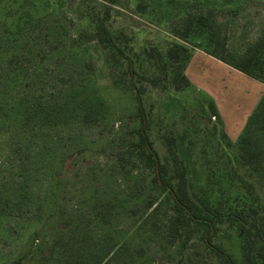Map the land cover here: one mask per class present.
I'll use <instances>...</instances> for the list:
<instances>
[{
  "label": "trees",
  "instance_id": "obj_1",
  "mask_svg": "<svg viewBox=\"0 0 264 264\" xmlns=\"http://www.w3.org/2000/svg\"><path fill=\"white\" fill-rule=\"evenodd\" d=\"M46 1L45 8L50 5L49 0ZM88 1L94 0H79V5ZM95 1L100 12L93 25L76 31L66 49L83 51L87 43L101 62L100 73H110L109 80L98 81L95 75L87 83L76 85L65 103L78 101L81 104L75 114L61 105L56 109L57 120L75 118L88 123L124 114L133 115L136 124L120 131L116 141L102 138L106 144L110 139L112 150L115 145L114 161L121 168L119 173L125 172L115 177L116 188L110 191L103 185L97 192L99 198L95 207L98 208L72 215L71 209L59 201L65 182L62 170L50 176L41 202L28 186L30 178L39 172L38 162L32 160L37 152L27 154L29 133L49 117L46 102L35 94L43 58L39 40L42 37L50 42L60 31L54 20L44 23V15L35 16L33 9L37 0H0V80L7 86L0 94L8 95L10 89L21 92L16 103L19 112L11 122L13 108L0 104V121L5 126H16L21 136L15 145L17 158L14 163L5 164L10 169L12 182L2 184L3 180L0 181V214L16 219L38 212L28 221L40 222L25 243L24 251L11 264H144L143 253L155 237L154 229L159 228H163L169 243L180 242V252L188 246L187 240L198 234L204 249L217 264H236L229 249L213 239L222 225L235 232L242 264H264V93L236 145L224 131L214 102H208L207 117L203 114L198 117L192 111L195 104L188 100L181 103L178 98L191 90L186 68L192 48L185 44L187 39L206 33V53L264 83V32L243 52L235 53L229 50L226 38L217 29L213 10L198 14L187 12L174 27H167L165 34L154 28L165 42L146 44L139 49L135 46L134 33L111 26L118 0ZM52 13L46 12V18ZM109 88L115 91L105 97ZM149 88L159 89L170 98L159 102L164 109L172 105L171 110L176 114L180 103L197 117L191 130L185 126L179 129L176 122L160 128L164 131L163 155L153 138L157 124L152 116L154 102L147 96ZM23 90L33 95H26ZM106 102L111 104L110 108L105 106ZM31 123L35 124L31 126ZM206 134L212 136L211 151L201 142ZM196 147L202 148L203 166L207 170L205 184L201 186H197V176L187 164L186 154H191ZM233 147L235 154L231 151ZM88 148L85 142L74 144L69 155L77 157ZM99 150L102 148H94L93 153ZM67 157L62 158L63 163ZM39 159L42 163L50 161L47 156ZM83 173L80 167L74 171V176L80 179ZM88 173L95 177L96 183L106 179V175L99 180L94 172ZM119 178L128 182L126 186L119 183ZM138 179L142 181L140 186ZM126 187L130 189L128 194H125ZM78 195L77 204L71 206L78 205L81 209L84 200ZM133 196L139 199L141 217L127 228L134 229L132 234L125 229L120 236H108L106 229L117 225L126 207L133 204ZM163 204L167 209L161 213ZM34 206L36 210L32 211ZM57 221H62L61 228L54 226ZM132 240L135 248H132ZM120 253L127 254L125 260H121ZM190 257L188 255L187 259Z\"/></svg>",
  "mask_w": 264,
  "mask_h": 264
},
{
  "label": "rangeland",
  "instance_id": "obj_2",
  "mask_svg": "<svg viewBox=\"0 0 264 264\" xmlns=\"http://www.w3.org/2000/svg\"><path fill=\"white\" fill-rule=\"evenodd\" d=\"M37 2L33 9L35 16L44 15L46 18V12H54L52 16L48 15L49 17L44 18V23L46 21L50 23L51 19L54 20L53 23L57 25L60 34L51 37L50 42L44 41L45 39L42 37L39 40L43 58L39 68L40 78L35 85L38 90L35 94L46 102L44 106L48 110L49 117L44 123L37 124L34 132L29 133L31 140L28 144L27 154L35 155L37 152V157H32V160L38 162L39 172L30 178L28 186L38 202H41L49 187L50 176L56 171L62 170L64 172L62 180L65 182L59 192V201L63 206L71 209L69 210L70 214L76 215L81 210L98 208L95 207L98 203L97 198H99L97 192L103 185L107 186L110 191L116 188L115 177H120L122 173H119L121 168L114 161L115 145L112 150L110 139L116 141L119 132L133 128L136 120L133 115L124 114L122 117H109L88 123L78 122L75 118L57 120L58 111L56 109L61 105L67 108V112L75 114L81 104L78 101L70 104L65 103L69 100V95L76 85L87 83L95 75H98V81L109 80L110 73L108 71L105 74L100 73L101 62L87 43L83 45V51L73 48L66 49L76 31L93 25L100 12V6L95 0L88 1L83 5H79V0H49L50 5L46 8V0H37ZM115 6L117 9L113 11L114 17L111 20V26L134 33L135 46L139 49L146 44L160 45L161 42H165L154 28H159L165 34L166 28L174 27L175 23L187 12L198 14L213 10V19L217 29L226 38L229 50L235 53L243 52L247 45L256 41L264 32V0H118ZM0 18H2L1 14ZM48 23L46 24L48 25ZM206 37L205 33L190 37L185 41V44L192 48V57L186 68L191 90L181 94L182 97L178 98L181 99V103L188 100L195 104L192 111H195L198 117L200 114L207 117L210 113L208 102H214L224 131L231 142L236 145L248 118L257 108L263 96L264 83L206 54ZM48 50H52L51 53H48ZM111 88L106 91L105 97L113 94L115 90ZM149 89L147 96L150 101L154 102L152 116L157 124L153 138L155 146L163 155L165 153L162 138L164 131L160 128L169 122H176L179 129L185 126L191 130L197 117L195 118L192 111L180 103L179 107H176V114L171 110L172 105L168 109H164L159 102L169 97L159 89ZM1 90H7V86H4L2 80H0ZM23 93L29 96L33 95L25 90ZM20 94V91L17 92L13 89H10L8 95L0 94V104L13 108L10 122L19 112L16 103L21 97ZM177 100L179 101V99ZM105 106L110 108L111 104L106 102ZM20 137L16 126L11 124L5 126L0 121V181L3 180L2 184L12 182L9 180L11 178L10 169L5 164L7 162L14 163L17 158L15 145ZM104 137L110 138L108 144L102 140ZM84 142L89 146L85 154L77 157L69 155L72 145ZM201 142L204 143L208 151H211L213 140L210 134H206ZM94 148L97 150L102 148V150L93 153ZM201 149V147H196L192 153L190 152L191 154H186L188 156L187 164L194 176L195 174L197 176V186L205 184L207 171L203 166L204 159L203 153L200 152ZM231 151L233 154L236 153L234 147L231 148ZM41 156L49 157L50 161L42 163L39 159ZM66 156L68 157L63 163L62 158ZM23 160L25 162H22L26 163V157ZM80 167L84 173L79 179L74 176V171ZM89 171L94 172L95 176H99V180L104 175H106V179L102 178V182L96 183L94 182L95 177L88 175ZM141 182L140 180L137 182L138 186L141 185ZM119 183L126 186L128 182L119 178ZM131 183L135 186L133 182ZM129 192L130 189L127 188L125 194ZM78 194H81L82 200H84L81 209L78 205L71 206L77 204V200L80 198ZM133 198V204L126 207V212L123 211L124 214L120 215L115 223L117 225L106 229L108 236H120L126 230L132 234L134 229L127 228L134 225L141 217L139 199L135 196ZM166 209L163 204L160 212H165ZM33 210H36L35 206ZM30 213L26 217L16 219L0 214V264H11L24 251L25 243L31 233L39 228L40 222L29 223L28 221L38 212ZM54 226L61 228L62 221H57ZM153 233L155 237L142 256L144 264H217L216 259L211 258L204 249L198 234L192 235L187 240L188 246L180 252V242L169 243L163 228L154 229ZM213 239L222 242L229 249L236 264H242L239 241L232 229L222 225ZM131 245L132 248H135L134 240L131 241ZM188 255L191 256L190 260L187 259ZM126 256L127 254L123 253L121 260H125Z\"/></svg>",
  "mask_w": 264,
  "mask_h": 264
},
{
  "label": "crops",
  "instance_id": "obj_3",
  "mask_svg": "<svg viewBox=\"0 0 264 264\" xmlns=\"http://www.w3.org/2000/svg\"><path fill=\"white\" fill-rule=\"evenodd\" d=\"M206 54H208V53H206ZM208 55H210V54H208ZM211 56V55H210ZM211 57H213V56H211ZM213 58H215V57H213ZM218 60V59H217ZM189 64V63H188ZM188 67V66H187Z\"/></svg>",
  "mask_w": 264,
  "mask_h": 264
}]
</instances>
